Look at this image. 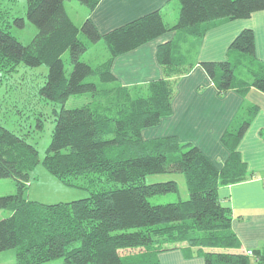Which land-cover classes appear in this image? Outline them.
Instances as JSON below:
<instances>
[{"label": "trees", "instance_id": "trees-1", "mask_svg": "<svg viewBox=\"0 0 264 264\" xmlns=\"http://www.w3.org/2000/svg\"><path fill=\"white\" fill-rule=\"evenodd\" d=\"M66 0H27V16L37 32L30 43L0 24V72L22 62L49 71L40 92L53 103L90 93L87 104L56 111V124L44 164L68 179L97 172L121 185L94 190L87 197L45 203L31 199L28 187L40 162L27 134L0 124V178H13L16 190L0 195V251L15 248L16 264H160L159 252L188 243L186 256L201 255L206 264H264V247L248 254L232 227V209L219 196L221 185L251 176L238 144L258 107L240 111L222 135L230 153L219 166L199 147L176 135L145 139L143 130L172 114L179 77L194 66L176 55L170 40L158 47L164 75L147 85H121L112 71L114 59L166 33L188 28L201 37L202 24L219 19L248 18L264 10V0H179L175 24L160 10L151 11L102 34L91 17L78 26L67 12ZM89 9L100 0H79ZM23 24L24 19L19 18ZM82 34V36H80ZM104 40L109 55L92 64L82 56ZM240 59L201 61L220 93L234 89L245 95L251 87L264 91V63L256 58L255 35L243 29L231 42ZM69 51V57L64 54ZM71 71L68 74V66ZM96 74L99 81H86ZM181 173L187 199L153 204L149 197L179 193L177 180L147 183L149 175ZM130 261V260H129Z\"/></svg>", "mask_w": 264, "mask_h": 264}, {"label": "crops", "instance_id": "crops-1", "mask_svg": "<svg viewBox=\"0 0 264 264\" xmlns=\"http://www.w3.org/2000/svg\"><path fill=\"white\" fill-rule=\"evenodd\" d=\"M180 7L179 0H100L94 9L87 7L82 21L91 17L104 34L151 11L160 10L166 23L173 25ZM170 14L172 17L168 16ZM200 27L205 30L201 37L195 36L188 28L173 29L120 54L113 61L112 71L121 85L130 87L144 86L163 77L158 47L172 40L176 55L184 57L187 63L193 62L194 66L177 81L172 114L163 117L160 124L145 128L143 137L153 139L176 135L180 141L199 147L219 166L230 153L222 142V135L242 109L248 105L258 107L238 144L241 157L252 174L247 180L219 188L222 202L232 209V227L242 248L256 250L264 247V91L251 87L245 95L234 89L220 93L200 62L242 58L239 52H230L229 47L243 29L251 28L255 35L256 58L264 63V10L256 11L248 18L219 19ZM101 41L87 52L96 49ZM186 245L178 243L160 251L159 263L206 264L201 255L186 256L183 250Z\"/></svg>", "mask_w": 264, "mask_h": 264}, {"label": "rangeland", "instance_id": "rangeland-1", "mask_svg": "<svg viewBox=\"0 0 264 264\" xmlns=\"http://www.w3.org/2000/svg\"><path fill=\"white\" fill-rule=\"evenodd\" d=\"M65 6L76 24L84 22L82 16L87 6L79 0H66ZM27 7V0H0V24L6 26L25 44L30 43L37 32L36 26L27 16ZM168 16L172 17V14ZM20 17L24 19L23 24ZM166 19H168L167 16ZM108 54L107 45L102 40L92 52L90 50L84 53L82 60L95 64L107 58ZM68 57L69 51L64 54V58ZM48 71L49 67L46 64L31 66L22 62L16 66L15 70L0 72V124L17 134H27V140L34 144L39 152L40 162L32 171L31 185L28 187L29 197L45 203L67 202L87 197L94 190L121 185L120 182L107 180L105 174L95 171L65 179L49 172L46 168L44 158L52 140L56 111L61 110L62 107H79L92 99L90 93L72 95L64 103H53L45 99L40 89L46 80ZM70 71L71 65L68 66V74ZM91 80L99 81V78L96 74L86 78V81ZM170 178L177 180L179 193L168 192L152 195L149 197L151 203L174 202L179 198L189 197L186 181L181 173L149 175L146 182L154 183L170 180ZM15 190L16 182L13 178H0V195L14 193ZM0 213L2 216H7L8 210H0ZM16 251L15 248L0 251V264H16ZM122 256L124 262L128 264L134 259V257L126 258L124 250ZM61 262L62 259H58L49 264H61Z\"/></svg>", "mask_w": 264, "mask_h": 264}, {"label": "built area", "instance_id": "built-area-1", "mask_svg": "<svg viewBox=\"0 0 264 264\" xmlns=\"http://www.w3.org/2000/svg\"><path fill=\"white\" fill-rule=\"evenodd\" d=\"M248 254H252L253 253V251H252V249H248V251H246Z\"/></svg>", "mask_w": 264, "mask_h": 264}]
</instances>
